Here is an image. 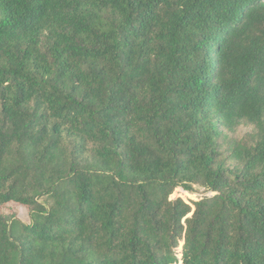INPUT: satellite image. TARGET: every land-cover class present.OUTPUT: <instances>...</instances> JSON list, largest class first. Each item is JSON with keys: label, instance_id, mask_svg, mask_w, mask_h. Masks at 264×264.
Here are the masks:
<instances>
[{"label": "trees", "instance_id": "16d2710c", "mask_svg": "<svg viewBox=\"0 0 264 264\" xmlns=\"http://www.w3.org/2000/svg\"><path fill=\"white\" fill-rule=\"evenodd\" d=\"M0 264H264V0H0Z\"/></svg>", "mask_w": 264, "mask_h": 264}, {"label": "rangeland", "instance_id": "374dc122", "mask_svg": "<svg viewBox=\"0 0 264 264\" xmlns=\"http://www.w3.org/2000/svg\"><path fill=\"white\" fill-rule=\"evenodd\" d=\"M250 129L248 128H241L237 131V134L236 136L237 137H242L244 136L245 134L249 133ZM195 191L193 193H189L187 191H185L184 189L182 188H178L175 190V192L171 195L170 199L171 200H175V199H182L184 202H186L187 204L193 206V202L194 201H199L201 199H203L204 197L208 196V197H212L214 196L215 194L212 193V192H205L203 189H197L195 188L194 189ZM194 209V207H193ZM22 218L23 220L27 221L28 219V216L23 212L22 213ZM183 241L181 242V246L180 248L178 249V253H181L182 251V246H183Z\"/></svg>", "mask_w": 264, "mask_h": 264}, {"label": "water", "instance_id": "95a60500", "mask_svg": "<svg viewBox=\"0 0 264 264\" xmlns=\"http://www.w3.org/2000/svg\"><path fill=\"white\" fill-rule=\"evenodd\" d=\"M206 197H208V196H206ZM206 197H204V198H206Z\"/></svg>", "mask_w": 264, "mask_h": 264}]
</instances>
